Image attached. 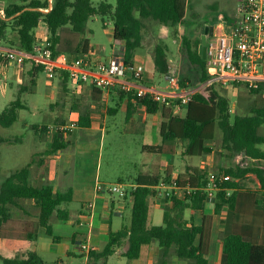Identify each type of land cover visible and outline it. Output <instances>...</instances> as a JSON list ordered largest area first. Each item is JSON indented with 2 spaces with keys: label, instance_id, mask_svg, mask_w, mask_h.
<instances>
[{
  "label": "trees",
  "instance_id": "trees-1",
  "mask_svg": "<svg viewBox=\"0 0 264 264\" xmlns=\"http://www.w3.org/2000/svg\"><path fill=\"white\" fill-rule=\"evenodd\" d=\"M0 10V40L4 47L31 52L37 44L43 43L37 37V29L44 24L47 29L49 48L55 54L68 53L89 55V39L85 38L87 23L94 17L111 19L114 25L113 39L124 42V60L132 67L135 51L142 47L143 30L146 21L158 22L163 27H176L185 22L191 0H117L113 7L107 0L97 5L92 0H53L52 9L49 0H18ZM191 63L201 69L199 83H205L209 76L206 61L200 53L201 37L194 46L184 39ZM155 68L161 75H169L170 65L167 46L158 45L154 55ZM44 72L43 67L31 64L27 82L20 90V96L0 112V127L10 128L19 119V111L29 109L21 100L25 92L34 93L37 75ZM65 82L66 73L58 74ZM144 77V74H143ZM182 87L184 81L180 82ZM218 85L205 87L197 91L185 114L175 115L173 109L161 106L148 99H138L148 114L160 113L161 144L144 146L149 153L174 155L179 143L187 142L185 156L199 157L212 153L211 145L217 139V130L221 131V148L232 156L243 154L254 160L233 163L228 168H220L221 179L217 181L216 213L224 206L234 212L232 232L223 238V251L226 264H264V245L260 244V234L264 227V198L259 200L257 192L244 190L240 181L253 174L259 181L264 197V86L251 89L244 84H235L239 92H247L252 98L250 109L232 113L230 98ZM122 94V92H120ZM133 105L127 110V121L133 115ZM234 115V116H233ZM81 127H90L91 120L81 117L76 123ZM36 130L37 126L34 127ZM48 128L40 129L46 133ZM69 143L55 135L54 142L47 155L67 148ZM33 161L24 167L10 171L0 186V240L35 241L41 227L52 235V225L57 221L70 219L66 205L73 202V191H60L52 185L31 183ZM41 160V166L43 165ZM185 197L165 198L171 208L164 213L161 226H147L149 216V198L157 196L156 187L162 182L171 184L172 180ZM210 183L207 174L197 168L187 170L173 178L171 168L163 174H145L136 179L137 187L132 191V216L129 226L118 232L110 231V240L101 253L91 255L106 264L118 247L125 244L124 256L136 260L141 255L142 246L157 242L161 248L160 258H166L169 264L173 257L187 264H208L209 241L212 218L205 216L198 225L184 217L187 209L202 210L207 202L206 188ZM57 240V239H55ZM2 264H46L42 257L31 251L23 256L5 258L0 254Z\"/></svg>",
  "mask_w": 264,
  "mask_h": 264
},
{
  "label": "rangeland",
  "instance_id": "rangeland-1",
  "mask_svg": "<svg viewBox=\"0 0 264 264\" xmlns=\"http://www.w3.org/2000/svg\"><path fill=\"white\" fill-rule=\"evenodd\" d=\"M92 1L97 5L102 0ZM107 1L113 7L117 4V0ZM15 3H19V1L0 0V10ZM236 4L237 0H191V6L182 25L163 27L158 22L146 21V26L143 30L142 47L135 51L133 61L139 68L143 69V74L147 75L149 82L152 80V73L155 69L157 80L154 82L156 84L165 85L172 80H176L178 91L203 89V85L198 82L201 76V69L191 63L184 39L187 38L194 46L195 40L201 37L207 25L217 23L220 16L231 20L236 9ZM105 21L106 26H104L103 20L100 17H94L88 21L86 26L88 39L90 40V44H92L94 53L101 58L111 55L117 47V42L113 39V22L108 18ZM41 25L36 33L42 37V42H44L47 39L48 33L44 27L45 25ZM158 45L167 46L170 65L169 75H161L154 67V55ZM25 75L23 72L15 80L10 81L9 75L0 71V112L20 96V90L27 82ZM41 76L43 78V86L39 93L34 95V93L25 92L21 95V100L28 105L36 103L42 109L40 111L30 108L21 110L19 111L18 121L12 127H0V186L10 171L24 167L32 161V172L35 174L34 177H36L41 166V160L45 161L47 157L46 152L54 142L55 135L63 136L62 139L66 143L67 141L73 143L68 145L62 152L63 156L69 159V183L72 186L80 187L91 183V179L97 178L98 175L100 181L102 183L105 182L106 188L110 189L119 184L117 181L120 177H123L127 181L131 177L136 176L139 173V169L136 166L132 167L131 163L142 162L144 157L143 152L151 154L142 148L144 144L149 143L148 137L142 133L143 131L140 127L144 124L143 117L147 113L145 111L142 112V115L136 113L128 122L126 104L116 103L115 101L111 104V109L115 110V113L108 111L106 114L107 125L104 132L100 130L89 132L88 130L79 128L75 131L74 135L72 132L61 135L57 131L59 127L77 122L71 110L73 99L66 95H60L61 98L58 100L60 96L56 92L55 100L53 101V98L49 97L46 92V85L49 81L57 84L58 80L57 78L48 79L49 77L46 74H41ZM181 81H184L185 85L183 87L180 85ZM222 89L230 98L232 113L234 115L237 111L245 113L250 109L252 98L247 92H239L235 88V85ZM50 104H52L53 110L49 109ZM103 116L105 117V114ZM147 116L149 121L158 117L157 114ZM97 118L98 121L102 119L100 115ZM159 120L162 122L161 118ZM151 125L159 126V122L154 121ZM35 126L38 127L37 130L34 128ZM44 127L48 128V131L46 133L40 132V129ZM133 127L137 130L133 131ZM221 135V131L218 129L217 139L213 143L218 158L225 156L230 159L232 164L237 163V160L253 164L251 160L247 161L243 154L232 156L227 152L226 155H223ZM151 136L153 137L150 142H155L157 133ZM261 149L264 150V145L261 146ZM175 158L176 169H183L184 165L195 164L199 160L198 157L191 156L186 157L185 160L178 155ZM154 162L158 163L159 160L154 159ZM205 173L210 179L212 174L219 173V169H209ZM254 180L253 176L249 178L251 185L255 183ZM33 182L35 185L39 184L36 178H34ZM107 194L113 198H119L120 195L115 192H108ZM160 217L161 213H159ZM154 221L157 223L156 219ZM24 248V244L8 240L0 241V253L3 257L21 256ZM73 250L76 253V257L75 259H71L70 263L78 264L82 262L84 257L81 253L83 252L80 249ZM114 258L116 260V256ZM0 264H2L1 261Z\"/></svg>",
  "mask_w": 264,
  "mask_h": 264
},
{
  "label": "crops",
  "instance_id": "crops-1",
  "mask_svg": "<svg viewBox=\"0 0 264 264\" xmlns=\"http://www.w3.org/2000/svg\"><path fill=\"white\" fill-rule=\"evenodd\" d=\"M213 25L214 24L207 25V27H212ZM104 26H106V21ZM44 27L46 28V26ZM37 37L42 41V37L39 36V34H37ZM84 37L88 39L87 30L85 31ZM116 42L117 47L114 49L113 53L109 56L101 58L96 53H94V49L89 40V55L86 56L87 60L92 65H97L101 62L107 61L115 52L124 50V42ZM133 66L138 67L134 61ZM30 67L31 64L27 63L23 69L9 68L6 74L9 75L10 81L15 80V78L20 74L22 75L23 72L26 74L25 76L28 77L27 73L30 70ZM41 74L46 73L41 72L37 75L34 95L39 93V91L42 89L43 78ZM55 78L58 80L57 84L49 81L46 85V92L48 93V96L52 97L54 101V97L57 92L59 96L66 95L73 99L71 110L73 111V115L77 120V122L74 123H78L81 117H88L91 120V126L88 128L81 127L77 124V128L72 131L73 135L79 128L88 130L89 132H95L99 130L104 132L107 125L106 114L108 111L115 113V110L111 109V104L115 101L116 103H125L127 110L128 106L132 104L134 107L133 115L136 113H140V115H142V112L145 111V109L139 103H137V99H135V97L124 93L121 94L118 89L105 91L95 88L88 83L73 84V82L69 79L67 82H65L58 76ZM155 80H157V74L155 73L154 69L152 73V80L149 82L147 80V75L144 73L142 83L153 88L161 89L165 92H170V82L166 83L165 85H159L154 82ZM60 98L61 96L58 98V100ZM52 104L49 105L50 110L54 109L53 106H51ZM28 106L30 109H36L38 111L42 109L40 106H37L36 103H31ZM103 114H105V117ZM184 114L185 111L183 110L178 115L183 116ZM99 115L102 119L98 121L97 116ZM147 115L156 114L147 113ZM147 115L144 117L142 116L144 119V124L140 127L142 128V133L148 137L149 143L144 144L142 148L144 146L159 145L162 141L160 136V113H157L158 117L152 121L148 120ZM132 117L129 119V121L132 119ZM154 121L159 122V126L151 125L154 123ZM132 130L136 131L137 129H134L133 127ZM138 130L140 129L138 128ZM155 133H157L155 142H150L153 137L151 135ZM70 144L73 143L70 142L69 145ZM186 146L187 142L179 143L174 155H158L153 153L147 154L143 152L144 157L142 162L131 163L132 167L136 166L139 169V173L127 181H125L123 177L118 179L117 182L119 184L127 185V191L123 195H119V198H113L112 196L109 197L107 194L108 192L104 191V189H101L106 188V183H102L98 175L97 178L91 179V183H87L80 187L72 186L69 183V159L62 154L65 149L54 154L47 155L43 165L40 166V169L37 172V176L34 177L35 174L31 172V183H34L33 180L36 178L39 182L38 185H52L55 189L60 191H67L71 189L73 191V202L66 205V208H68L70 211V219L67 221H57L53 223L52 235H48L46 228L41 227L38 231L37 239L35 241H8L25 245L21 256L27 254L28 252L36 251L46 262V264H71V259H75L76 257V253L73 249H79L78 242L80 241L86 242L93 249L92 252L96 254L101 253L110 240V231L118 232L122 229V227L130 225L133 203L132 191L137 187L136 179L140 175L163 174L167 169L171 168L173 178H176L179 174L185 172L188 167L197 168L205 172L209 169L215 170L220 168H228L232 164L230 159L226 158L225 156L218 158L214 149V144H212V153L199 156V160L195 164H186L184 167H182L183 169H176L177 165L175 157L178 155L184 160L186 157H188L183 154ZM223 153V155H226L227 151L223 150ZM154 159L159 160V162L155 163ZM245 159L247 161L251 160V163H254V160L252 159ZM239 162L240 161L237 160V163ZM251 176H253L255 179V183L253 185H251L249 182V178ZM240 184L244 190H252L257 192V198L259 200L264 198L260 191L259 181L255 175H248L246 178L240 181ZM186 191L187 190L178 191L177 197L179 199H183L185 197ZM89 204L93 205L92 209L90 210L87 209ZM170 208L171 203L167 202L165 199L158 198L157 196L150 197L147 226L151 228L153 226L163 225L164 213ZM256 209L264 210V206H257ZM159 213H161L160 218ZM205 216H210L212 218L208 264H226V257L223 251V238L229 236L232 232L234 212L229 207L224 206L219 213H216V200H214L213 202H206L205 207L202 210L187 209L184 214L186 220H192L198 225L202 222ZM155 219L157 223H155ZM160 222H162L161 225ZM260 244L264 245V227L262 228L260 234ZM126 250L127 245L125 244L118 247L116 252L107 259L106 264H164V261H167L166 258H163V260L160 258L161 248L157 242L142 246L141 255L136 260H128L124 256ZM81 255L84 258L82 262L78 264H103L102 260L98 261L97 258L91 255V253L87 254L83 252ZM115 256L116 260H114ZM168 261L169 264H187L186 262L176 260L175 257H173L171 261L168 259Z\"/></svg>",
  "mask_w": 264,
  "mask_h": 264
},
{
  "label": "built area",
  "instance_id": "built-area-1",
  "mask_svg": "<svg viewBox=\"0 0 264 264\" xmlns=\"http://www.w3.org/2000/svg\"><path fill=\"white\" fill-rule=\"evenodd\" d=\"M52 4L53 0H49V8L44 11L49 12ZM212 29L206 42L205 61L209 78L202 84L203 87L218 85L227 88L235 84H244L251 89H259L264 86V0H237L233 18L228 20L220 16ZM27 63L43 67L49 78L66 73L73 84L88 83L105 91L118 89L137 100L148 99L171 108L175 115L185 110L193 95L200 91H178L176 80L170 81V92L143 84V69L126 65L123 50L115 52L105 62L92 65L84 55L55 54L45 42L37 44L33 51L25 52L3 47L0 40L2 73H6L9 68L23 69ZM75 128L77 124L71 123L59 127L57 131L63 135ZM220 179L219 173L210 176V183L205 189L207 202L215 200L217 181ZM101 189L123 195L127 191V185L118 184L114 188ZM156 190L157 197L165 199L177 196L181 189L173 179L171 184L162 182ZM186 190L190 192L189 189ZM92 207L93 205L89 204L87 209L90 210ZM78 248L87 254L93 251L84 241L78 242Z\"/></svg>",
  "mask_w": 264,
  "mask_h": 264
},
{
  "label": "water",
  "instance_id": "water-1",
  "mask_svg": "<svg viewBox=\"0 0 264 264\" xmlns=\"http://www.w3.org/2000/svg\"><path fill=\"white\" fill-rule=\"evenodd\" d=\"M212 27H206L203 31V34L201 36V45H200V53L203 56V59H206V42H207V36L212 33Z\"/></svg>",
  "mask_w": 264,
  "mask_h": 264
}]
</instances>
